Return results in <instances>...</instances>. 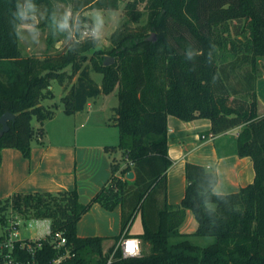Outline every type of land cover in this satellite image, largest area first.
I'll return each instance as SVG.
<instances>
[{
  "label": "trees",
  "instance_id": "16d2710c",
  "mask_svg": "<svg viewBox=\"0 0 264 264\" xmlns=\"http://www.w3.org/2000/svg\"><path fill=\"white\" fill-rule=\"evenodd\" d=\"M61 1L81 12L88 7L116 10L121 0ZM142 1L149 10L146 30L122 36L108 51L116 61L106 65L101 49L88 57L94 41H72L58 55H24L21 0H0V117L6 111L15 114L8 131L1 133L0 122V164L4 148L31 156L36 137L32 120L43 122L56 115L43 103L52 96L54 79L63 86L67 114L118 87L119 104L111 120L120 137L106 150L121 151L113 158L109 184L90 202L82 203L76 188L17 192L0 200V219H9L4 213L8 209L28 219L31 215L51 219L52 230L63 231L73 249L69 264H107L116 244L105 252L104 237H81L77 225L95 202L108 210L121 205L122 230L116 242L123 235L132 236L129 229L140 210L144 231L138 236L149 244V252L123 257L117 250L110 264H264V114L258 112L256 88L258 59L264 57V0ZM30 2L45 3L46 20L53 27L52 0ZM138 2L128 1L130 14ZM83 21L80 13L79 25ZM55 40L60 38L48 37V47ZM92 70L102 74L101 84ZM169 115L184 121L209 118L213 136L240 128L232 152L252 158L254 181L236 192L217 193L218 173L188 160L182 201L171 205L165 198L158 212L152 211L157 195H166L168 170L174 164L168 146ZM219 154L223 155L220 146ZM131 170L135 179L124 178ZM189 209L198 227L181 233ZM195 236L213 240L202 246L193 241ZM56 254L45 244L39 256L48 259Z\"/></svg>",
  "mask_w": 264,
  "mask_h": 264
},
{
  "label": "crops",
  "instance_id": "0c3cea01",
  "mask_svg": "<svg viewBox=\"0 0 264 264\" xmlns=\"http://www.w3.org/2000/svg\"><path fill=\"white\" fill-rule=\"evenodd\" d=\"M262 60L264 62V57ZM256 88L259 99L258 112L264 114V68L260 70ZM103 96L104 94H101L89 99L81 111L66 113L70 126L67 137L60 136L46 141L43 132L38 129L29 158L17 148L8 147L2 150L0 200L17 192H58L76 188L79 200L88 203L109 184L113 175V158L117 155L115 151H107L106 146L118 143L115 144L108 138L107 126L115 125L111 116L117 105L101 99ZM57 116L48 120L47 124ZM211 126L209 118L184 121L175 115L168 116L169 155L174 164L168 170L166 195L163 192L157 195L156 202L151 206L152 211L157 213L165 198L171 205L182 201L187 185L185 167L188 160L203 164L218 173L219 181L214 188L217 193L236 192L254 181L255 168L252 158L240 157L232 152L235 137L230 143L224 141L227 135L237 136L240 128L212 137L209 134ZM203 135L206 137L203 138ZM219 146L222 156L219 154ZM132 172V177L127 173L124 178L134 180L135 172ZM137 215L134 219H137ZM122 219L121 205L108 210L99 202H95L80 218L77 233L81 237H104L103 246L106 252L117 243L116 237L122 230ZM141 219L140 225H134L133 220L129 229L132 236L128 237L142 241L138 235L144 231L143 213ZM197 227L194 213L190 209L187 210L180 232L192 233ZM144 247L143 252H149V244L145 243Z\"/></svg>",
  "mask_w": 264,
  "mask_h": 264
},
{
  "label": "rangeland",
  "instance_id": "374dc122",
  "mask_svg": "<svg viewBox=\"0 0 264 264\" xmlns=\"http://www.w3.org/2000/svg\"><path fill=\"white\" fill-rule=\"evenodd\" d=\"M129 0H121L120 6L116 10L112 9H97V8H85L81 12L74 11L72 5L68 2L52 0L55 7V21L53 27L49 25L46 20L47 8L45 3L34 4L30 0H21L20 11L22 13V24L20 25V46L22 52L26 56L35 55L38 57H45L49 55H58L63 52L65 48L72 41H94V46L87 52L89 58L94 55V50L101 49L106 52L105 60L111 56L114 61L115 57L108 55V51L114 46L118 40L128 34L145 31L149 20V10L147 8L146 1L138 0L139 2L134 7L133 12L129 13L127 6ZM84 17V21L79 25V14ZM135 17V18H133ZM80 27V32L77 33V29ZM153 35V34H152ZM48 37L55 40L54 44L48 47ZM95 56V55H94ZM263 57H259L258 66L259 70L264 68ZM87 64L91 67V61H87ZM67 71H71V67L67 68ZM92 77L101 84L102 74L94 70L91 71ZM76 79V78H75ZM237 80L233 79L235 83ZM52 96L46 98L43 103L56 110L57 118L53 121L43 122L37 118L32 120V127L35 131H42L44 140L51 138H58L60 136L67 137L69 135L70 126L68 125V116L64 111V103L62 97L64 95L63 86L58 80L54 79L51 82ZM118 87L109 94H104L103 98L106 99L109 104L118 105ZM54 116V117H55ZM53 117V118H54ZM52 119V118H51ZM86 129V128H85ZM108 135L113 143L119 142V128L116 125H108ZM235 135H227L224 141H232ZM117 156L121 155V151L115 152ZM158 193V192H157ZM139 212V213H138ZM5 213V217H11V209H8ZM138 213V215H137ZM141 213L138 210L133 220L134 225L141 224ZM137 215V219H134ZM1 217V215H0ZM23 219L20 226V232L22 237H31L37 235L40 232L45 233V227L39 229L37 223L30 227L31 219L34 218L31 215L28 218L20 217ZM51 220V219H50ZM5 222L0 219V236L5 235ZM212 237L195 236L193 241L202 246L212 242ZM144 244L142 243V251H144Z\"/></svg>",
  "mask_w": 264,
  "mask_h": 264
},
{
  "label": "built area",
  "instance_id": "2783aa9c",
  "mask_svg": "<svg viewBox=\"0 0 264 264\" xmlns=\"http://www.w3.org/2000/svg\"><path fill=\"white\" fill-rule=\"evenodd\" d=\"M212 135V134H211ZM206 135H203V138ZM212 137H214L212 135ZM23 219L19 215L11 214L5 222V235L0 236V264H69L74 256L71 246L68 245L64 232L53 231L52 222L47 218L31 219L30 227L37 223L41 230L45 227V233H39L31 237H22L20 226ZM45 244L51 245L57 254L51 258L40 257ZM132 249L131 251L129 249ZM120 250L123 257H135L142 254V241L139 238L122 236L117 241L114 251L111 253L107 264L114 260V255Z\"/></svg>",
  "mask_w": 264,
  "mask_h": 264
},
{
  "label": "water",
  "instance_id": "95a60500",
  "mask_svg": "<svg viewBox=\"0 0 264 264\" xmlns=\"http://www.w3.org/2000/svg\"><path fill=\"white\" fill-rule=\"evenodd\" d=\"M114 61L113 57L109 56L106 60H105V64L109 65L112 64ZM15 118V114L11 111H6L4 112L1 117H0V122L2 124V129H1V133H4L5 131L9 130V121L13 120ZM129 177L133 176V172L130 171L128 173Z\"/></svg>",
  "mask_w": 264,
  "mask_h": 264
},
{
  "label": "snow or ice",
  "instance_id": "6c2138e0",
  "mask_svg": "<svg viewBox=\"0 0 264 264\" xmlns=\"http://www.w3.org/2000/svg\"><path fill=\"white\" fill-rule=\"evenodd\" d=\"M129 250L131 251L132 249L130 248Z\"/></svg>",
  "mask_w": 264,
  "mask_h": 264
}]
</instances>
